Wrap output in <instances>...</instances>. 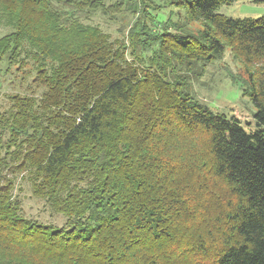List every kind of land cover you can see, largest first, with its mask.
Here are the masks:
<instances>
[{
  "label": "trees",
  "instance_id": "obj_1",
  "mask_svg": "<svg viewBox=\"0 0 264 264\" xmlns=\"http://www.w3.org/2000/svg\"><path fill=\"white\" fill-rule=\"evenodd\" d=\"M90 1L0 0V60L38 67L0 112V264H264V17L181 0L185 33L135 1L112 38ZM225 47L255 65L254 129L181 83ZM19 181L64 222L25 217Z\"/></svg>",
  "mask_w": 264,
  "mask_h": 264
},
{
  "label": "rangeland",
  "instance_id": "obj_2",
  "mask_svg": "<svg viewBox=\"0 0 264 264\" xmlns=\"http://www.w3.org/2000/svg\"><path fill=\"white\" fill-rule=\"evenodd\" d=\"M137 1L145 9L150 6L163 7L162 18L171 12L172 21L183 25L182 30L185 33H197L202 29L199 21L188 19L185 7L174 4L181 3V0H92L88 3H96L95 13L85 19L88 23L98 24L102 30L108 33L112 38H124L128 36V29L137 19H139L140 10L137 7L134 13L126 11ZM95 8V7H93ZM146 11V10H145ZM153 10L150 9V12ZM215 12L232 18H258L264 17V0H232L229 3H221L215 9ZM169 31L174 32L171 27ZM9 32L8 27L0 23V37ZM24 42L29 43L27 39ZM28 47V46H27ZM1 52V46H0ZM16 54L13 63L7 62L4 56L0 60V112L7 110L12 106L13 100L17 96H23L38 68L30 55ZM27 66L18 69L19 60L24 59ZM7 60V61H6ZM255 65L247 66L242 60L232 53L229 47H225L222 56L217 61L210 62L201 67L200 73L189 70L182 71L181 83L190 87L193 96L203 102L213 111L223 112L226 115L236 117L245 129H254L253 112L255 107L248 95L249 78L248 72H255ZM254 67V68H253ZM14 195L20 200L22 211L25 217L36 219L40 222H50L55 225H61L64 218L51 212L44 200L32 195L30 184L27 181H19L14 189Z\"/></svg>",
  "mask_w": 264,
  "mask_h": 264
}]
</instances>
